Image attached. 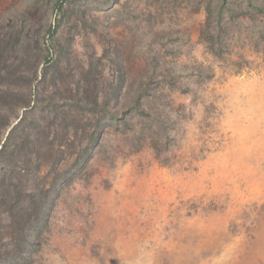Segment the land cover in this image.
<instances>
[{
	"label": "rangeland",
	"instance_id": "374dc122",
	"mask_svg": "<svg viewBox=\"0 0 264 264\" xmlns=\"http://www.w3.org/2000/svg\"><path fill=\"white\" fill-rule=\"evenodd\" d=\"M0 264H264V0H0Z\"/></svg>",
	"mask_w": 264,
	"mask_h": 264
}]
</instances>
